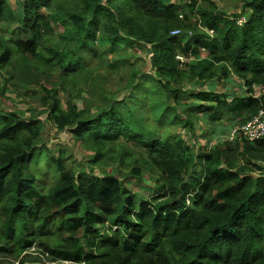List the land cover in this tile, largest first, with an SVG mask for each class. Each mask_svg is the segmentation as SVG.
Listing matches in <instances>:
<instances>
[{"label": "trees", "instance_id": "trees-1", "mask_svg": "<svg viewBox=\"0 0 264 264\" xmlns=\"http://www.w3.org/2000/svg\"><path fill=\"white\" fill-rule=\"evenodd\" d=\"M239 2L226 13L198 0H0L6 84L23 96L36 85L47 120L89 152L81 167L42 141L39 117L0 109V264H264V136L222 139L264 108V0ZM133 43L150 72L132 70L121 97L103 90L94 111L63 105L67 78ZM233 75L242 93L217 88ZM193 118L214 144L195 149L172 129L193 135ZM145 175L153 185L135 199L128 183Z\"/></svg>", "mask_w": 264, "mask_h": 264}, {"label": "rangeland", "instance_id": "rangeland-1", "mask_svg": "<svg viewBox=\"0 0 264 264\" xmlns=\"http://www.w3.org/2000/svg\"><path fill=\"white\" fill-rule=\"evenodd\" d=\"M186 0H183V2ZM9 4L12 9H14L17 4L16 0H9ZM201 7L209 8L212 5L223 9L226 13H239L242 10L240 9L239 0H198L197 3ZM238 11V12H237ZM187 13L188 19L191 21H196V14L193 12ZM239 17H244L240 15ZM6 26L3 24V21H0V34L6 35ZM201 28V26H199ZM60 29V27H59ZM108 45L104 46V49L107 48ZM122 47V45H121ZM123 51H117L114 53L108 52V59L111 58V62H105L101 59H91V63L88 67L87 71H82L73 76V78L69 79L66 83L65 90H59V95L61 97V102L63 105L66 103L67 98H71L74 103H77L79 108H82V105L88 103L91 107V110L94 111L100 103L99 95L105 90L107 95H112L116 97H121L125 92L123 85L127 82V79L132 70L136 72H150V62H149V51L148 47L143 44L133 43L129 47L122 48ZM105 53V52H104ZM128 58H125V57ZM117 62H116V61ZM194 60V59H191ZM5 68L0 69V109L7 112L11 110L20 111L22 114L29 116L31 114L34 117H39L41 125H43V134L42 141L51 147L55 151L59 149H63L65 154L69 160V155H71L76 164H80L81 167H86L87 163L86 159L88 157V151L84 149L83 145L79 141H76L70 134L69 131L64 130L60 131L56 129L53 123L50 120H47V99L41 100L40 97L44 96L43 92L39 93L37 97L36 90L38 87L36 85H32L31 88L33 90L28 91L26 96H23L20 93L12 90L11 86L7 85L8 83V74L4 70ZM52 75L48 77V81H45L46 87L50 88L52 86V82L58 81L60 83V79L57 76V73H51ZM50 75V74H49ZM68 75V74H67ZM231 83H225L221 81L217 83V88L220 90H232L236 94H240L243 92V88H240L238 83L243 85V82H240V78L233 75ZM184 87L189 86L188 89L192 88V85L187 81L183 82ZM56 87H60L56 85ZM193 87H195L193 85ZM204 87V86H203ZM260 88H256L258 91ZM142 95V91H140ZM99 101V102H95ZM179 109H182L181 105H178ZM170 113V112H169ZM181 113V112H180ZM181 116H185L184 113H181ZM194 119V118H193ZM205 119H194V125L198 128L194 129L195 137L192 135V132H189L187 129L182 128L180 125L172 127L175 132H178L190 145H193L195 149H198L201 145L205 143L214 144L218 139L215 137L213 131H210L211 123L204 121ZM219 128V126H218ZM228 126L225 127V131L227 133L222 137L229 138ZM217 133V132H216ZM215 137V138H213ZM112 167L108 165H104L101 167H94V172L99 173L101 170H105L106 172L111 171ZM147 175L141 181L131 180L128 184H132L135 190V199H139L138 197L145 196L144 188H146V184L153 185L152 179H147ZM57 264H68L66 262H60Z\"/></svg>", "mask_w": 264, "mask_h": 264}, {"label": "built area", "instance_id": "built-area-1", "mask_svg": "<svg viewBox=\"0 0 264 264\" xmlns=\"http://www.w3.org/2000/svg\"><path fill=\"white\" fill-rule=\"evenodd\" d=\"M245 20L244 17H239L237 23H242ZM229 139H233L237 134H240L249 141H255L264 136V108H259V110L246 122L242 123L239 126L234 127L231 132H229ZM34 247H31V250ZM48 254H45V258L42 262L38 264H57L60 262H66L68 264H74L70 261H50L47 259ZM3 264V263H1ZM6 264H20L18 261ZM22 264V263H21ZM23 264H33V263H23Z\"/></svg>", "mask_w": 264, "mask_h": 264}]
</instances>
